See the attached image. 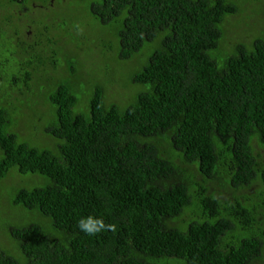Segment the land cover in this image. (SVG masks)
<instances>
[{"label":"trees","instance_id":"1","mask_svg":"<svg viewBox=\"0 0 264 264\" xmlns=\"http://www.w3.org/2000/svg\"><path fill=\"white\" fill-rule=\"evenodd\" d=\"M0 264H264V0H0Z\"/></svg>","mask_w":264,"mask_h":264},{"label":"clouds","instance_id":"2","mask_svg":"<svg viewBox=\"0 0 264 264\" xmlns=\"http://www.w3.org/2000/svg\"><path fill=\"white\" fill-rule=\"evenodd\" d=\"M78 228L88 236H95L105 230H115V225H106L102 218L87 216L78 222Z\"/></svg>","mask_w":264,"mask_h":264}]
</instances>
